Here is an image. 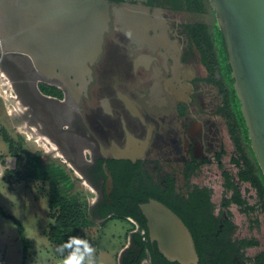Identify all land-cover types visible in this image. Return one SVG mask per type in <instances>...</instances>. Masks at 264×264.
<instances>
[{
  "label": "flooded vegetation",
  "instance_id": "obj_1",
  "mask_svg": "<svg viewBox=\"0 0 264 264\" xmlns=\"http://www.w3.org/2000/svg\"><path fill=\"white\" fill-rule=\"evenodd\" d=\"M108 1V29L84 80L73 74L68 80L49 76L31 55L3 51L0 42L1 66L17 75L12 77L16 96L31 123L57 149V156L64 157L82 185L97 192L89 205L90 217L105 222L115 215L132 223L119 264L177 262L166 258L150 238L140 204L155 197L138 202L128 197V208L137 216L113 209L120 206L119 193L141 194L147 188L166 198L156 199L185 222L196 250L195 236L205 242L206 264H243L237 258L239 252L258 241L233 238L229 208L256 212L250 220L252 228L259 226L258 216L264 213L247 212L236 202L226 201L235 190L243 196L245 184L256 195L241 172L247 173L250 161L259 164L240 101L237 107L223 76L218 46L214 40L206 41L205 32H211V26L196 20L174 23L160 0ZM165 1L170 10L202 13L179 7L177 0ZM196 22L207 27L200 28ZM210 88L218 101L209 100ZM56 163L70 175L64 163ZM199 176H205L207 183L196 182ZM216 188L222 194L218 211L212 201ZM103 207L112 209L103 214ZM199 260L198 254L197 264Z\"/></svg>",
  "mask_w": 264,
  "mask_h": 264
},
{
  "label": "water",
  "instance_id": "obj_2",
  "mask_svg": "<svg viewBox=\"0 0 264 264\" xmlns=\"http://www.w3.org/2000/svg\"><path fill=\"white\" fill-rule=\"evenodd\" d=\"M208 2L222 32L233 87L264 175V0ZM109 19L108 0H0V42L3 51L31 55L49 76L68 80L73 74L84 80L89 63L101 51ZM140 208L150 238L166 258L197 264L194 238L178 214L156 198Z\"/></svg>",
  "mask_w": 264,
  "mask_h": 264
},
{
  "label": "rangeland",
  "instance_id": "obj_3",
  "mask_svg": "<svg viewBox=\"0 0 264 264\" xmlns=\"http://www.w3.org/2000/svg\"><path fill=\"white\" fill-rule=\"evenodd\" d=\"M160 2L169 9L168 16L173 22L178 20L179 23L186 24L196 20L209 26L215 22V16L210 9L201 14H195L184 9L170 10L165 0ZM18 56L27 57L25 54ZM5 66L10 68V65ZM198 66L203 72V67L199 64ZM1 68L0 176L3 177L0 178V264H63L64 257L56 252L57 243L50 240L48 236L50 224L55 222L56 217L54 210L49 207L50 175L61 177L62 173L59 167H51L47 163L53 160L66 165L73 181L70 193L77 197L86 214L92 218L89 205L96 199L97 192L82 185L77 174L62 160L64 157L57 156V149H53V144L43 138L39 130L31 123L24 103L19 100V96H16V87L12 81V77L17 76L15 71L10 73L12 69L7 68L8 72L2 66ZM22 92L20 91V94ZM209 92V100L218 101L214 98V91L211 88ZM40 153L43 154L44 159L38 158ZM18 159L24 162L23 166L17 167ZM27 163H30L29 167L34 171H39L43 179H31L25 176L23 167L24 165L26 167ZM8 169H16L15 174ZM153 176L158 177L154 173ZM195 181L207 183V178L199 176L195 178ZM182 183L183 179L180 177L178 184L182 185ZM245 187H247L246 184L242 191L243 196L250 203H254L257 199L254 190L251 188L246 190ZM184 191L181 193H186ZM221 196V192L216 188L212 196L216 211L221 206ZM229 210L232 211L235 227L233 238L255 237L258 241L256 245L242 249L237 256L240 263L253 264L254 258L264 249V217L259 215V226L252 228L253 223L250 226V220L255 219L256 212L244 213L243 209L236 206H231ZM15 219L23 226V234L31 242V246L25 249L19 224ZM94 221L92 226L76 231L81 238L88 240L95 248L94 264H119V252L127 241L126 234L133 226L132 223L117 216L105 222L99 218H94Z\"/></svg>",
  "mask_w": 264,
  "mask_h": 264
},
{
  "label": "trees",
  "instance_id": "obj_4",
  "mask_svg": "<svg viewBox=\"0 0 264 264\" xmlns=\"http://www.w3.org/2000/svg\"><path fill=\"white\" fill-rule=\"evenodd\" d=\"M179 2L178 6L182 7L185 6L190 11H201L204 12L207 9H210L213 13V9L211 8L208 0H177ZM196 25L199 23L196 22ZM200 28H205L204 24L198 25ZM211 32L206 34V41L214 40V42L218 46L219 50V62L222 66V73L225 77L226 82L229 85V92L231 93L233 102L239 106V100L236 98L235 91L232 87V77L230 76V65L227 62V54L224 47V41L222 32L218 28L216 21L214 22L213 26H211ZM198 29V28H197ZM243 117V116H242ZM246 132V131H245ZM247 133V132H246ZM38 153V152H37ZM253 154V153H252ZM38 158L42 159L41 154H39ZM40 159V160H41ZM24 162L21 159L17 160V167L21 166ZM30 163L24 165L23 170L25 176L31 179H43V176L40 175L39 171H34L33 168L29 167ZM51 167H59L61 169L62 176L56 177V175H50V188H49V207L54 210L56 217L55 222L50 224L48 230V236L50 240L57 243V245L63 244L65 241L69 239L71 236H79L77 234V230L84 229L90 227L94 224V220L86 214L85 209L80 205L77 197L70 193V189L73 187V181L71 176L64 170V168L56 163L55 161L51 160L47 163ZM56 164V165H54ZM251 165V167H250ZM23 166V165H22ZM253 167V168H252ZM256 168V171L254 170ZM11 173L15 174L16 169H8ZM45 176V175H44ZM241 177L243 179H249L250 183L255 187L256 190V198L257 201L255 203H249L245 196L239 195L238 191L235 190L233 193L232 198L227 199L226 203L230 202V200L236 202L237 204L244 207L247 212L257 210L258 213H264V175L260 169V167L254 166L249 162V170L247 173L244 171L241 172ZM132 192L131 190H127L123 193H119V198L121 199L120 206L114 207L116 212L121 214H129L132 213L137 216L133 211L129 210L128 205L126 203L128 197L134 200V202L138 201H145L148 199L149 196L159 198V199H166L158 196L157 191L154 188H147L144 192ZM117 195V193H114ZM109 209L108 207H103L101 209V213L106 214ZM6 214V213H5ZM115 215L111 216L110 218L114 217ZM185 219V217H184ZM17 221V219H15ZM186 220V219H185ZM187 221V220H186ZM19 224V231L22 234V240L24 241V249L28 246H31L30 240L24 235L23 226L17 221ZM80 237V236H79ZM139 240V238H138ZM197 251L200 257L199 264H206V258L204 255V241L198 239L195 236ZM245 244H255V242L251 241H244ZM63 257V256H62ZM253 264H264V250L258 254L254 260ZM172 264H179L178 262H173Z\"/></svg>",
  "mask_w": 264,
  "mask_h": 264
},
{
  "label": "clouds",
  "instance_id": "obj_5",
  "mask_svg": "<svg viewBox=\"0 0 264 264\" xmlns=\"http://www.w3.org/2000/svg\"><path fill=\"white\" fill-rule=\"evenodd\" d=\"M126 35L130 36L131 31ZM56 252L64 257L63 264H94L95 248L88 240L79 236L69 237L56 248Z\"/></svg>",
  "mask_w": 264,
  "mask_h": 264
},
{
  "label": "crops",
  "instance_id": "obj_6",
  "mask_svg": "<svg viewBox=\"0 0 264 264\" xmlns=\"http://www.w3.org/2000/svg\"><path fill=\"white\" fill-rule=\"evenodd\" d=\"M209 3V2H208Z\"/></svg>",
  "mask_w": 264,
  "mask_h": 264
}]
</instances>
